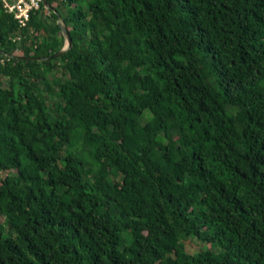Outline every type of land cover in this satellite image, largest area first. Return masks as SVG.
Instances as JSON below:
<instances>
[{"label": "trees", "instance_id": "16d2710c", "mask_svg": "<svg viewBox=\"0 0 264 264\" xmlns=\"http://www.w3.org/2000/svg\"><path fill=\"white\" fill-rule=\"evenodd\" d=\"M48 4L0 2V264H264V0Z\"/></svg>", "mask_w": 264, "mask_h": 264}, {"label": "built area", "instance_id": "2783aa9c", "mask_svg": "<svg viewBox=\"0 0 264 264\" xmlns=\"http://www.w3.org/2000/svg\"><path fill=\"white\" fill-rule=\"evenodd\" d=\"M44 1L45 0H0L7 14L15 18L16 22L22 30L27 29L32 21L33 15L42 12L43 9H45L48 16L52 15L53 11L50 10L49 7L45 6ZM24 40L25 37H23V35L15 40V43L19 45V48L16 52L17 55H19L21 52L20 47ZM7 58L10 61L13 59V56H7ZM6 62L7 60L4 59L1 61V64L5 65Z\"/></svg>", "mask_w": 264, "mask_h": 264}, {"label": "water", "instance_id": "95a60500", "mask_svg": "<svg viewBox=\"0 0 264 264\" xmlns=\"http://www.w3.org/2000/svg\"><path fill=\"white\" fill-rule=\"evenodd\" d=\"M44 4H45L46 7H49L50 10H52L51 7L48 4V0H45ZM59 22H60V26L63 29V33L65 35V38L67 40L66 48L60 54L54 56L53 58H49V59H31V61H38V62H45L46 63V62H51L52 60H55V59H61L63 56H65L73 48V39L71 37L69 29L61 21H59Z\"/></svg>", "mask_w": 264, "mask_h": 264}, {"label": "rangeland", "instance_id": "374dc122", "mask_svg": "<svg viewBox=\"0 0 264 264\" xmlns=\"http://www.w3.org/2000/svg\"><path fill=\"white\" fill-rule=\"evenodd\" d=\"M53 12H54V10H53ZM54 13H56V12H54ZM4 223H5V219L0 217V225H3ZM183 243H184L186 251L191 255H195V254L199 253L200 248L202 246L201 243L196 242V241H191L189 239H184Z\"/></svg>", "mask_w": 264, "mask_h": 264}]
</instances>
